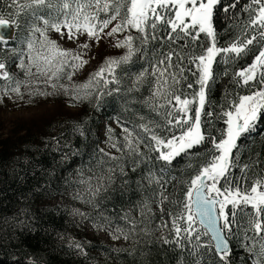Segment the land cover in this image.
Returning a JSON list of instances; mask_svg holds the SVG:
<instances>
[{"label":"trees","instance_id":"16d2710c","mask_svg":"<svg viewBox=\"0 0 264 264\" xmlns=\"http://www.w3.org/2000/svg\"><path fill=\"white\" fill-rule=\"evenodd\" d=\"M262 2L219 0L214 39L198 26L173 27L176 7L160 6L114 63L74 81L72 60L44 75L35 68L44 38L82 23L127 27L133 0H0V21L14 28L0 40V98L17 90L28 103L76 109L0 140V264H264V203L227 205L221 222L231 250L223 255L193 210L196 182L222 156L229 114L244 97L259 93L264 102V65L242 75L264 54ZM213 42L221 51L205 85L202 138L165 159L158 142L197 120L200 59ZM234 45L241 49L226 50ZM206 183L220 199L264 191V104L217 188Z\"/></svg>","mask_w":264,"mask_h":264},{"label":"rangeland","instance_id":"374dc122","mask_svg":"<svg viewBox=\"0 0 264 264\" xmlns=\"http://www.w3.org/2000/svg\"><path fill=\"white\" fill-rule=\"evenodd\" d=\"M219 0H133L131 15L127 27H119L114 21L104 30L95 29L89 23H82L74 26H64L48 34L46 39L39 45L38 59L35 68L42 70V75L47 69L72 60L74 64V81L83 79L89 72L106 64L114 63L116 56L126 52L129 36L137 29H142L147 17L157 13L160 6L172 4L176 7L173 27L187 29L190 26H198L200 31L207 32L214 39V28L212 24V13L214 6ZM257 21L264 23V0L258 12ZM129 37V38H128ZM228 49L239 51L240 46H231ZM221 51L215 43L208 50L207 54L200 59L202 70V87L198 99L197 120L192 128L178 138L168 142L159 141L162 149V157L168 160L173 159L183 150L200 142L202 129L200 114L205 102L207 84L212 71V65L217 54ZM54 63V64H52ZM264 65V54L259 60L247 70L242 71L245 80L253 78L256 71ZM42 78V76H40ZM28 92L12 91L0 98V140L11 135L20 129L22 124L42 123L46 119L56 115L76 111L57 101H40L36 104L28 103L26 100ZM189 100L180 101L182 110L189 119ZM264 104L262 94H255L244 97L237 109L229 114V129L225 141L221 144L222 156L206 172L207 178L211 179V189L217 188V180L223 175L227 164L225 159L229 158L231 150L236 144L240 134L245 131L256 120L260 108ZM242 126V128H241ZM199 180L196 182V186ZM246 201L256 208L264 203V191L255 188L250 195L238 196L231 193L227 199H221L219 211L221 221L226 219V207L229 203ZM109 231L104 232L105 238L109 237Z\"/></svg>","mask_w":264,"mask_h":264},{"label":"water","instance_id":"95a60500","mask_svg":"<svg viewBox=\"0 0 264 264\" xmlns=\"http://www.w3.org/2000/svg\"><path fill=\"white\" fill-rule=\"evenodd\" d=\"M14 36V28L10 21H0V40L8 41ZM242 128V126H241ZM229 158L225 159V164H228ZM207 176L202 175L199 180V185L193 192V210L197 216L199 223L209 232L216 251L223 255L231 250V244L228 240L221 222L218 205L220 197H210L207 192Z\"/></svg>","mask_w":264,"mask_h":264}]
</instances>
